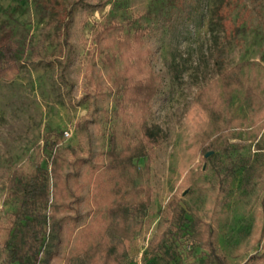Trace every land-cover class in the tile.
I'll return each instance as SVG.
<instances>
[{"label":"rangeland","instance_id":"374dc122","mask_svg":"<svg viewBox=\"0 0 264 264\" xmlns=\"http://www.w3.org/2000/svg\"><path fill=\"white\" fill-rule=\"evenodd\" d=\"M77 1L0 0V36L8 31L20 45L19 74L0 80V245L16 208L5 199L6 179L14 167H31L46 133H62L58 151L68 193L75 182L84 184L72 211H58L62 229L51 264H64L78 232L96 215L86 177L90 168L102 170L110 138L121 149L139 137L136 123L114 114L108 70L93 50V27L111 23L119 27L107 37L138 26L148 30L143 48L151 52L150 71L143 77L158 80L146 124L160 146L148 169L147 162L137 163L142 177L136 178V185L152 189L153 201L122 264L150 262L174 198L189 220L196 216L213 230L212 254L194 246L187 230L174 234L179 264H264V130L252 128V108L241 93L222 106L238 121L229 144L244 149L230 146L228 155L204 160L195 138L207 122L197 92L241 62L264 67V0H81L65 36L58 22ZM87 66L97 91L86 82ZM259 87L264 107V79ZM69 264L86 262L73 258Z\"/></svg>","mask_w":264,"mask_h":264},{"label":"trees","instance_id":"16d2710c","mask_svg":"<svg viewBox=\"0 0 264 264\" xmlns=\"http://www.w3.org/2000/svg\"><path fill=\"white\" fill-rule=\"evenodd\" d=\"M80 2L66 10L58 22V30L65 36L74 8ZM117 27L111 23L96 24L93 27V50L100 64L108 70L106 80L116 96L114 114L126 123H136L139 137L134 142L124 141L119 149L112 136L109 149L103 154L102 170L100 167L89 169L86 183L91 186L90 210L96 215L78 232L74 248L69 256H65L64 264H69L73 258L82 259L86 264H122L124 249L142 229L153 201L151 188L136 185V178L142 177L138 176L137 163L147 162L144 170L148 169L156 148L160 146L159 135L146 124L150 102L158 91L156 77H143L150 71L151 52L143 48V38L148 30L138 26L124 34L120 32L107 37ZM19 54L20 45L11 33L5 31L0 36V80L19 74ZM118 61L121 62L120 68L117 67ZM89 72L87 66L86 82L97 91L98 86ZM262 79L264 67L258 62L245 61L223 71L216 80L197 92L195 102L207 119L195 137L197 151L204 160H212L217 152L228 155L230 146L235 150L245 148L243 143L229 144L228 139L238 121L227 118L222 110L223 105L232 104L238 93L252 108V128L259 132L264 130V107L259 87ZM61 139L62 133H46L31 167H14L6 179L5 199L14 202L16 208L8 221L7 237L0 245V264H51L56 255L62 229L58 211H72L84 185L75 182L73 194L68 193L58 151ZM211 151L214 153L205 158ZM245 172L246 178L250 171ZM193 186L187 195L192 193ZM187 211L179 199L174 198L168 203L169 223L154 243L148 264H179L171 238L185 230L194 246L211 254L214 252L211 225L196 216L189 220Z\"/></svg>","mask_w":264,"mask_h":264},{"label":"water","instance_id":"95a60500","mask_svg":"<svg viewBox=\"0 0 264 264\" xmlns=\"http://www.w3.org/2000/svg\"><path fill=\"white\" fill-rule=\"evenodd\" d=\"M237 141H232L231 143H236ZM212 154V152H209V153H207L206 155H205V157L207 158V157H209L210 155Z\"/></svg>","mask_w":264,"mask_h":264},{"label":"built area","instance_id":"2783aa9c","mask_svg":"<svg viewBox=\"0 0 264 264\" xmlns=\"http://www.w3.org/2000/svg\"><path fill=\"white\" fill-rule=\"evenodd\" d=\"M65 134V136H68V134L67 133H64Z\"/></svg>","mask_w":264,"mask_h":264}]
</instances>
